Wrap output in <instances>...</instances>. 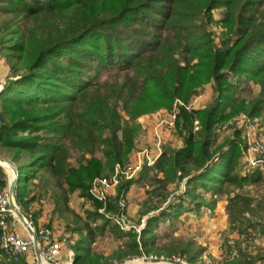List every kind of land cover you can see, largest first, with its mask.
<instances>
[{
  "label": "trees",
  "instance_id": "1",
  "mask_svg": "<svg viewBox=\"0 0 264 264\" xmlns=\"http://www.w3.org/2000/svg\"><path fill=\"white\" fill-rule=\"evenodd\" d=\"M217 9L223 11L219 20ZM214 23L222 26L219 39ZM7 43L14 58L7 55L11 71L0 91V150L11 151L15 162L31 159L26 184L44 182L50 174L66 185L65 199L75 192L93 199V181L114 172L135 149L140 117L171 109L177 99L188 101L213 84V99L204 108L181 109L176 131L184 145L165 147L140 174L141 181L153 177L149 197L161 198L142 216L158 209L160 215L151 216L141 233L124 231L95 200L89 216L101 224L69 229L82 234L73 264L123 263L154 249L193 263L201 252L180 244L157 246L154 229L190 210L185 201L197 211L213 210L224 195L234 229L246 234L253 228L264 236V196L232 190L259 182L261 173L240 175L238 131L217 143L219 125L233 115L264 112V0H0V53ZM251 82L260 94L245 98ZM135 180L121 181L107 213H123L122 200ZM184 180L180 201L164 207L169 187ZM7 185L0 166V189ZM23 188L20 175L16 200L22 207L27 204ZM108 230L121 243L104 256L91 243ZM0 255V264H28L1 249ZM242 255L245 263H255Z\"/></svg>",
  "mask_w": 264,
  "mask_h": 264
},
{
  "label": "rangeland",
  "instance_id": "2",
  "mask_svg": "<svg viewBox=\"0 0 264 264\" xmlns=\"http://www.w3.org/2000/svg\"><path fill=\"white\" fill-rule=\"evenodd\" d=\"M214 16L216 20L221 19L223 16V11L221 9L215 10ZM211 27L215 32L216 38L219 39L221 37L220 33L222 30L221 28L222 26L219 23H214L211 25ZM10 46L11 44L7 43L5 45V48L1 49V53H0V67H3L5 70H8V71H11V64L8 61L7 55L11 59L14 58V53L11 50ZM4 79L7 80L6 77ZM208 85H211L212 88L211 86H208ZM208 85L206 86L207 89L205 87L204 89L200 90V93L203 92L205 93V95L207 94L206 91L208 89L212 90V93L209 94L207 97H205V104H209L212 101L213 95H214L213 84H208ZM259 94H260V87L258 85H255L253 82H251V91L248 92V90H246L243 93V96L245 98H251L252 96H255V97L258 96ZM1 110L2 109H1V104H0V114H1ZM170 110L171 109L163 108V109L157 110L154 113L146 114L138 119V123L141 126L138 129V133L136 137V147L132 151L128 160L124 164L129 163L131 161L137 163L138 160H141L140 159L141 156L144 158L146 155L156 156L159 153V149L156 145V142L158 139H160L161 154L163 153L164 148L167 146L178 148L184 145V141L182 137L178 134V131H176L177 129L176 130L172 129L167 124ZM242 111L247 112L245 110H242ZM237 114L233 115L224 124L219 125L217 129L218 134H219L217 143L223 142L225 139H230V138L233 139L237 136L236 135V132L238 131L237 124L234 121V117ZM143 117H147L148 119L146 118L143 119ZM255 118L257 119V124H259L260 127L264 128V112L261 115L256 116ZM153 122L157 123L156 127L159 129L157 130V133L155 131L150 132L149 130L151 123L153 124V126H155ZM226 124H228V127L224 129V125ZM239 137L241 138L240 132H239ZM0 157L5 158L9 163L15 162L13 160L14 155L9 150H0ZM30 160L31 159H28L27 157H25L15 162L17 165V168L20 169L21 185L24 186V188L22 189V193L24 194V200L27 202V204L24 207H22L18 203L17 204L19 205L22 211H25V213L28 212V214L33 215V218L36 224H37V220L38 222L39 220L44 221L41 225L49 226L53 230L54 236L56 238L61 239V240L66 238L65 244L68 241H71L72 239H74V245H73L74 247L76 243L81 239L82 234H80L79 232H73L69 230L70 228H74L75 226L79 224L82 225L84 223H88L91 228H95L96 225H99L102 222L100 218L94 220L93 218L89 216L90 212H94L96 210L95 199L94 198L92 199L91 197L90 198L83 197L80 195L79 192H75L73 194L67 195V198L65 199L66 185H62V186L58 185L57 180L50 174L45 175L46 178L44 182L39 183V180L35 179L34 181H29L26 184V177L30 171L29 170ZM144 161L145 159L143 160V163ZM145 165L147 164H144V166ZM0 166H2V168L6 171L7 176H8L7 186H10V182L15 177L14 168L12 169L11 167L5 164H2V165L0 164ZM144 166L142 167L141 172ZM238 166H239V173L241 176H251L252 174L259 171L261 173V179L257 183L249 182L243 185L242 187L232 186V190L234 192H244L252 196H258L259 198L260 196H264V165L259 166V167L247 166L245 163V159H244L242 145H241V156H240ZM141 172L137 174L135 177L131 178V179H136L135 183L131 186L129 191L126 193L121 204L123 206V213H124L123 216L125 217L126 223L134 227H140L142 224H144V228H145L149 218L154 215H160L161 209L150 211L147 215H144V216H142V212L144 211V209L146 210L148 207L159 206L161 202L160 201L161 198L159 197V195H155L154 197H149L150 191L153 188V185H152L153 177H151L150 179L142 180V181L138 180ZM114 174L115 172H112V173L105 172L100 177H111ZM150 174H152V172ZM160 176L162 175L160 174ZM120 179L121 181L130 180V179H126L123 175L120 176ZM169 190H171V194L168 196L167 201L164 203L163 205L164 207L169 206V204H171L172 202L178 203L180 201L181 195H183L186 191V180H184L181 183V185H179V187L171 185L169 187ZM116 192H117V189H116ZM112 198L108 201V203L112 200ZM206 198H210V196L207 195ZM223 200L227 201L226 195L222 196L219 199L216 205V208H215L217 210L216 213L214 212L209 213L210 209L205 208V207H203L200 211H197L193 204H191L189 201H185V205L191 207L190 210L183 213L179 217V219H175L173 221H170L168 219L159 221V223L155 227L154 234H156L157 236L156 245L157 246L160 245L161 247L164 248L165 246H169L170 244L171 245L180 244L182 248L184 247L189 248V250L193 251L194 253L201 252L200 255H202V244H200L199 242V238L203 234L202 219L205 216L208 217L207 219L216 216L220 220L221 217L228 215L226 208H225V211L224 209L223 210L221 209V207H223V204H225V202H222ZM15 201L17 202L16 196H15ZM28 214H25V215H28ZM109 218L112 220L111 224H116L120 227V225L117 224L115 220L112 219V217H109ZM230 229L233 230L234 227L230 225ZM131 230H135V229L131 228ZM131 230L128 229L124 231H131ZM234 231H236L238 234L239 232L241 233V231H239L238 229H234ZM86 232L87 230L84 231V234ZM248 232L250 234H258L256 230L253 228L251 229V231H249L248 229ZM217 239H218L217 243L219 245L218 247L222 251V254L224 255L226 254V256L227 255L231 256L232 252L235 251L236 247L239 244L241 245V243L243 242L245 238L243 237V234L240 235V238L237 239L238 241H236L234 247H232V244H234V241L230 242L233 240V238L229 237L228 232L226 231L221 232V233L219 231V233H217ZM120 243H121V240L116 238L108 230L106 231L105 234H97L94 241H92L91 243V248L93 249L94 252L103 254L104 256H109L113 251L118 249ZM70 244H73V243H70ZM73 247L66 246L65 250L63 248V254H62L61 260L64 263H66L70 258L73 259L74 261L76 253ZM148 255L157 256L159 259L161 257H165V259H169V260H173L175 257V258L181 259L187 264H201L199 263L200 260H196L193 263H190L187 257L181 256L180 254H172V255H167L166 253L160 254L156 251V249H154V251ZM36 257L37 256L35 254V250L32 249L31 252L26 257H23L22 259L30 260L31 264H36L37 263ZM209 258H213L211 254L209 255ZM125 262L121 263V262L113 261L110 264H124Z\"/></svg>",
  "mask_w": 264,
  "mask_h": 264
},
{
  "label": "built area",
  "instance_id": "3",
  "mask_svg": "<svg viewBox=\"0 0 264 264\" xmlns=\"http://www.w3.org/2000/svg\"><path fill=\"white\" fill-rule=\"evenodd\" d=\"M205 93L191 98L188 101L177 99L169 113L167 124L170 128L176 130L177 120L181 109L184 108L188 111L201 109L206 106ZM234 121L237 124V130L241 135V145L243 148V154L245 163L249 167H259L264 165V128L257 124V119L251 116L249 113L241 111L235 117ZM2 123V117L0 114V124ZM198 125V121H195ZM228 127V124L224 125V129ZM198 127L196 126V129ZM156 145L159 149V153L155 156L146 155L140 157L141 160L136 162H129L126 164H118L114 170L115 174L111 177L97 178L91 188L90 193L95 200H98L104 204V207L100 209L101 213L112 217L113 220L123 230L131 228L141 233L144 228V224L140 227L130 226L126 223L124 213L121 214H108L106 207L108 201L115 195L116 189L120 184V176H124L126 179H131L141 172L144 164L153 166L157 159L161 155L160 139L157 140ZM145 159L144 163L143 160ZM13 168H17L15 162L9 163ZM11 193L10 186H6L0 191V249L8 256L12 257L15 261L21 260L26 257L32 249L35 250L36 261L39 264V258L37 255V248L40 252V260L43 264H73V259H69L64 263L61 258L63 254V247L66 242V238L58 239L54 236L53 230L49 226L37 225L32 214L25 215L19 205L16 202V206L23 213L24 220L22 221L17 211L11 206ZM37 237V248L35 243V235ZM73 253V251H72ZM126 264H187L179 258L173 260L160 259L154 255L143 254L140 256H133L128 259ZM124 263V264H125ZM264 264V261L259 263Z\"/></svg>",
  "mask_w": 264,
  "mask_h": 264
},
{
  "label": "crops",
  "instance_id": "4",
  "mask_svg": "<svg viewBox=\"0 0 264 264\" xmlns=\"http://www.w3.org/2000/svg\"><path fill=\"white\" fill-rule=\"evenodd\" d=\"M10 74V71L5 70L3 67H0V79L2 80V83H5V77L8 78V75ZM211 86V85H208ZM212 88V86H211ZM207 89V87H206ZM206 97L212 93V90L208 89L206 91ZM207 105V104H206ZM148 119L147 117H143V119ZM154 123V122H153ZM149 124V123H148ZM157 123H154L155 126H153V124L151 123L149 130L150 132H156L157 130H159L156 127ZM146 127V126H144ZM161 130V129H160ZM162 131V130H161ZM163 133V132H162ZM167 135V134H166ZM225 202V204H223V207H221V209L225 211L226 205H227V201H222ZM216 209L209 210V213H216ZM229 216L225 215L223 217H221V219L219 220L216 216L207 219L208 217H204L202 219V223H203V234L202 236L199 238V242L200 244H202V255L199 256L198 260L199 263L201 264H223L225 261H232V264H247L244 261V256L242 255V251L247 253L249 255V259L251 260L252 257H254L256 259L254 264H259L261 262L264 261V259H261V257H264V236L263 235H258V234H250L249 232L246 234H243V237L245 238L243 240V242L241 243V245L239 244L235 251L232 252V255H227L226 254H222V251L220 250V248L218 247V239H217V233L221 232H228L229 237H232L233 240L230 242L234 241V244H232V247L235 246L236 241H238L237 239L240 238V235H242L240 232L239 234L233 230L230 229V221L228 220ZM205 221V222H204ZM44 221L42 220H37V224L41 225ZM249 231H251V229H249ZM231 233V234H230ZM221 235V234H219ZM250 236H255V239L252 240L250 238ZM249 242V243H247ZM73 243V244H70ZM74 245V239H72L71 241H68L65 245H64V250L66 248V246H71L73 247ZM74 248V247H73ZM212 255L213 258H209V255ZM0 259H2V256L0 255ZM127 261V260H126ZM26 262L28 264H31L30 260H26Z\"/></svg>",
  "mask_w": 264,
  "mask_h": 264
},
{
  "label": "water",
  "instance_id": "5",
  "mask_svg": "<svg viewBox=\"0 0 264 264\" xmlns=\"http://www.w3.org/2000/svg\"><path fill=\"white\" fill-rule=\"evenodd\" d=\"M2 86H3V83H2V80L0 79V91L2 90ZM1 162H8V161L5 158L0 157V164L2 165ZM14 171H15V177L10 182V193H11V198H12V200H11V206H12V208H14L17 211V213L20 216L21 220L22 221H25L24 220V215L18 209V207L16 206V201H15L17 186H18V184L20 182V172H19V169L18 168H14ZM35 243H36V248H37V237H36V235H35ZM37 255H38V258H39V264H43L41 262V260H40V252H39L38 248H37Z\"/></svg>",
  "mask_w": 264,
  "mask_h": 264
},
{
  "label": "bare ground",
  "instance_id": "6",
  "mask_svg": "<svg viewBox=\"0 0 264 264\" xmlns=\"http://www.w3.org/2000/svg\"><path fill=\"white\" fill-rule=\"evenodd\" d=\"M2 164H5L13 169V167L8 162H1Z\"/></svg>",
  "mask_w": 264,
  "mask_h": 264
}]
</instances>
